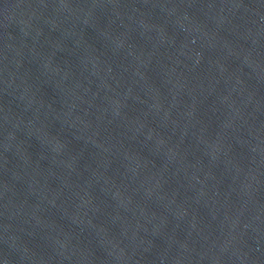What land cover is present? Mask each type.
<instances>
[{
	"label": "water",
	"instance_id": "1",
	"mask_svg": "<svg viewBox=\"0 0 264 264\" xmlns=\"http://www.w3.org/2000/svg\"><path fill=\"white\" fill-rule=\"evenodd\" d=\"M0 264H264V0H0Z\"/></svg>",
	"mask_w": 264,
	"mask_h": 264
}]
</instances>
